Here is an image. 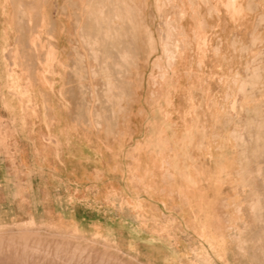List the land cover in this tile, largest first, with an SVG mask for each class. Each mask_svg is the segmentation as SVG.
Returning a JSON list of instances; mask_svg holds the SVG:
<instances>
[{
	"label": "crops",
	"instance_id": "crops-1",
	"mask_svg": "<svg viewBox=\"0 0 264 264\" xmlns=\"http://www.w3.org/2000/svg\"><path fill=\"white\" fill-rule=\"evenodd\" d=\"M132 24L137 49L114 47ZM263 51L264 0H0V225L264 264L231 229L250 134L230 122L252 119L231 105L262 86Z\"/></svg>",
	"mask_w": 264,
	"mask_h": 264
},
{
	"label": "rangeland",
	"instance_id": "rangeland-1",
	"mask_svg": "<svg viewBox=\"0 0 264 264\" xmlns=\"http://www.w3.org/2000/svg\"><path fill=\"white\" fill-rule=\"evenodd\" d=\"M114 36V47L135 50L142 37L141 27L138 24L130 25V31L124 33L123 40L117 41ZM120 52V64L135 62L137 51ZM155 52L150 51L151 55ZM261 75L262 86L247 89L248 102H243L246 91L243 88L239 89V95L231 105L233 113L252 116V119L230 121L232 127L247 129L250 134L246 137L245 151L233 152L235 156L244 157L245 167L239 175L236 174V182L232 183V192L240 197L237 203L244 209V215H232L231 229L232 232L238 229L236 223L239 220L245 223L246 231L241 235L247 234V247L240 248V255H250L253 259L261 255L264 260V247H259L261 240L264 242V51ZM255 130L257 133L261 130V136L255 137ZM215 159L221 161L222 157L216 156ZM0 252V264H160L144 262L128 254L125 249L106 242L64 235L33 221L0 225ZM193 259L196 260L197 256L194 255Z\"/></svg>",
	"mask_w": 264,
	"mask_h": 264
},
{
	"label": "bare ground",
	"instance_id": "bare-ground-1",
	"mask_svg": "<svg viewBox=\"0 0 264 264\" xmlns=\"http://www.w3.org/2000/svg\"><path fill=\"white\" fill-rule=\"evenodd\" d=\"M89 1V0H88ZM89 5V4H88ZM108 5V4H107ZM80 7V6H79ZM93 18H94V16H93ZM21 21V20H20ZM35 31V30H34ZM103 31V30H102ZM79 32V31H78ZM93 38V37H92ZM80 40V39H79ZM171 43V42H170ZM27 44V43H26ZM24 55V54H23ZM102 55V54H101ZM99 59H100V57H99ZM120 72V71H119ZM13 245V244H12ZM27 247V246H26ZM2 251V250H1ZM1 253V252H0ZM11 253V252H10Z\"/></svg>",
	"mask_w": 264,
	"mask_h": 264
}]
</instances>
